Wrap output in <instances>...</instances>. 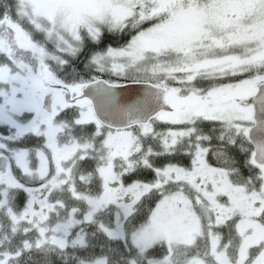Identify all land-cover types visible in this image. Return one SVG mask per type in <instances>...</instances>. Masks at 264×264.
Segmentation results:
<instances>
[{"label": "snow or ice", "instance_id": "snow-or-ice-1", "mask_svg": "<svg viewBox=\"0 0 264 264\" xmlns=\"http://www.w3.org/2000/svg\"><path fill=\"white\" fill-rule=\"evenodd\" d=\"M0 264H264V0H0Z\"/></svg>", "mask_w": 264, "mask_h": 264}]
</instances>
